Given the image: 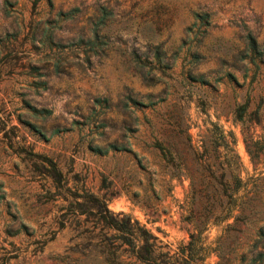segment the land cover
Listing matches in <instances>:
<instances>
[{"label":"rangeland","instance_id":"1","mask_svg":"<svg viewBox=\"0 0 264 264\" xmlns=\"http://www.w3.org/2000/svg\"><path fill=\"white\" fill-rule=\"evenodd\" d=\"M96 2H104L113 16L103 26L108 36L105 48L92 53L76 40L89 36L88 21ZM15 4L20 13L9 6L5 15L0 0V112L5 128L14 125L10 140L0 130V264L91 261L98 253L97 243L113 241V230L101 226L93 215L72 214L66 200L46 198L48 180L16 143L55 160L69 188L66 197L80 199L87 192L104 197L110 210L136 218L169 251L185 242L195 215L202 216L204 205L218 192L199 181L193 167L187 172L193 174L190 183L188 174L165 165L146 145L149 134L163 126V118L180 112L188 118L192 142L207 147L218 164L225 165L234 154L246 193L254 197L243 210L240 241L257 239L264 264V236L257 238L256 232L264 223V61L239 58L242 35L248 30L264 59V0H51V5L48 0H17ZM74 5L79 11L61 18ZM57 11L59 20L48 40L42 29L53 23L44 20L54 18ZM194 11L209 14L210 23L198 45L201 57L191 69L207 73L211 83L206 85L188 76ZM132 48L138 63L131 60ZM227 69L237 83L223 76L213 80ZM127 88L143 101L160 100L123 109L120 100ZM95 95L107 96V106L94 104ZM246 97V110L238 119L234 108ZM199 99L204 109L196 105ZM26 101L50 108V115L30 117ZM175 101L188 102V107L179 112L172 106ZM26 119L46 135L54 127L58 131L44 140L32 133ZM211 121L222 128L225 143L210 142ZM126 138L132 151L101 154L90 148L108 141L123 143ZM219 231L220 224L208 223L202 232L205 242L214 245ZM217 259L211 250L196 264H215Z\"/></svg>","mask_w":264,"mask_h":264},{"label":"trees","instance_id":"2","mask_svg":"<svg viewBox=\"0 0 264 264\" xmlns=\"http://www.w3.org/2000/svg\"><path fill=\"white\" fill-rule=\"evenodd\" d=\"M17 0H2L1 10L3 14H9V6L13 11L19 12L16 6ZM51 5V0H48ZM79 11V6L74 5L67 11L54 13V18L44 20V23L51 22L53 25L42 29L43 35L50 40L53 27L59 19L70 18ZM113 16L112 9L104 2H96L94 9L89 18V36L84 38L78 36L76 42L82 43L83 46L92 53L103 51L107 33L103 31V26ZM192 24L196 26L193 32V37L189 38L187 46L190 64L188 69L189 79L195 80L199 85L211 83L205 74V71L191 72V69L197 67L201 53L198 50L200 35L206 31L209 25V14L207 11H194ZM197 22V23H196ZM198 34V35H197ZM85 49V50H86ZM241 55L239 58L246 57L248 62L255 63V60L264 61L262 51L258 47V43L253 34L246 30L242 35V48L239 50ZM131 60L138 63L136 58L135 48L130 49ZM85 58H88L86 55ZM233 68V64L230 63ZM225 77L227 80H233L237 83L235 75L230 69L225 70L221 75L213 77L214 81H218L220 77ZM150 93L147 95L149 96ZM160 98L154 100L143 101L136 98L127 88V92L122 95L120 105L123 109L141 108L153 103H156ZM108 98L104 95H95L93 98L94 104L107 106ZM201 109L203 107L202 99H199ZM27 114L33 118H45L50 115L51 109L47 107H36L25 102ZM172 106L178 111H182L188 107L181 102H174ZM247 107L246 99L238 103L234 108L236 118L240 119ZM181 113V112H180ZM176 114L162 119V127L155 129V133L149 134V139L146 145L150 146L157 152L159 158L165 165L170 166L173 170L184 171L190 178V183H193V174L187 173L193 167L196 171V177L199 181L209 183L218 193L211 195V202L207 201L206 212L203 215H195L193 219L192 229L188 232V238L185 242H179L174 250L164 247V243L143 224L139 223L136 218H132L128 213L122 211H112L106 205V199L102 196L95 195L91 192L80 195L78 199L75 195L66 197L64 191L69 188L66 185V178L59 169L55 160L51 156L35 152L30 145H22L16 143L18 147L27 157L34 168H36L41 177L47 179L49 185L44 188L46 198L55 199L62 198L67 201V209L72 214H91L95 217L100 225L113 230L111 234L113 241L97 243V255L91 261L75 262L74 264H196L202 260L209 251L214 250L218 259L215 264H261L263 250L256 249V240L252 242L240 241L239 231L240 225L245 224L244 209L248 206L253 196H248L246 193V181L242 180L238 175V164L234 159V154H230L226 158V164H218L215 160V155L203 145H195L188 129L190 123L184 114ZM28 124L32 133L39 138L46 140L50 135L58 131L54 127L49 134H45L42 128L33 121H25ZM150 124V122H149ZM4 117L0 112V130H3L4 136L10 140L14 137V125L9 124L7 128ZM210 134V142H217V139L225 143V134L222 128L216 122H210L208 128ZM101 133V131L99 132ZM230 135V133H229ZM230 142L233 139L230 135ZM15 141V140H14ZM11 144V142H9ZM202 146V149L200 148ZM92 151L96 153H106L108 151H132L130 141L126 138L125 142L108 141L105 144L90 145ZM195 176V175H194ZM197 200V199H196ZM232 217L230 221L227 218ZM208 223L220 224V231L215 236L214 245L205 242V237L202 235ZM256 232L257 238L264 236V223L258 225ZM115 241V242H114Z\"/></svg>","mask_w":264,"mask_h":264}]
</instances>
